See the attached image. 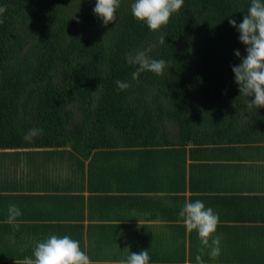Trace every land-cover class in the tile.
Returning a JSON list of instances; mask_svg holds the SVG:
<instances>
[{
  "label": "trees",
  "instance_id": "trees-1",
  "mask_svg": "<svg viewBox=\"0 0 264 264\" xmlns=\"http://www.w3.org/2000/svg\"><path fill=\"white\" fill-rule=\"evenodd\" d=\"M249 2L184 0L152 32L133 18L134 0L107 26L96 0H0V151L264 143V108L247 109L232 72L235 50L246 51L229 20L242 23ZM149 45L168 68L133 81L125 56ZM32 128L41 134L24 141Z\"/></svg>",
  "mask_w": 264,
  "mask_h": 264
},
{
  "label": "crops",
  "instance_id": "crops-1",
  "mask_svg": "<svg viewBox=\"0 0 264 264\" xmlns=\"http://www.w3.org/2000/svg\"><path fill=\"white\" fill-rule=\"evenodd\" d=\"M186 200L219 214L221 254L205 264H264V143L0 151V264H22L52 234L93 264L141 250L150 264H196L197 233L177 223ZM13 203L22 215L8 223Z\"/></svg>",
  "mask_w": 264,
  "mask_h": 264
},
{
  "label": "clouds",
  "instance_id": "clouds-1",
  "mask_svg": "<svg viewBox=\"0 0 264 264\" xmlns=\"http://www.w3.org/2000/svg\"><path fill=\"white\" fill-rule=\"evenodd\" d=\"M120 3L121 0H96L93 12L103 25L107 26L115 22V13ZM183 4L184 0H134L131 13L136 21L145 24L150 31L159 32L169 23L173 14L179 13ZM5 12L6 7L0 6V17ZM3 22L0 18V24ZM229 23L237 29L239 41L245 45L246 51V55L241 56L240 51L235 50L234 54L240 59V63L232 66L240 96L247 98L245 104L249 111L264 108V0H250L242 23L237 25L235 19H230ZM164 40L161 36L160 42L163 43ZM152 51L153 47L149 45L125 56L128 65L136 66V70L131 74L133 81L138 80L144 72L162 76L168 68L165 60L152 58L150 55ZM115 84L120 91L131 87L129 82L122 80H116ZM41 132V129H29L23 135V139L26 142H33ZM21 215L22 212L16 204H9L8 223H14ZM177 223L184 226L187 232L197 233L200 246L195 257L196 264H205L203 259L205 255L213 261L220 256L221 237L216 235L220 223L219 214L213 208L206 207L201 200L194 202L186 200L178 213ZM150 259L149 250H141L139 253L129 254L119 264H150ZM22 264H93V262L87 253L81 250L78 240L68 235L61 237L52 234L42 241H36L32 256L25 257Z\"/></svg>",
  "mask_w": 264,
  "mask_h": 264
}]
</instances>
